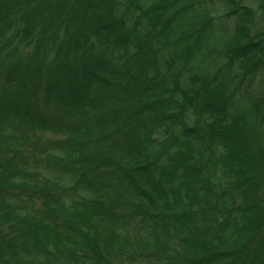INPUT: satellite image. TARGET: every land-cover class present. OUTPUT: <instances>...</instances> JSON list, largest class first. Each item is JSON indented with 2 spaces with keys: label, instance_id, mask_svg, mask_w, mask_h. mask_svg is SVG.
Wrapping results in <instances>:
<instances>
[{
  "label": "trees",
  "instance_id": "obj_1",
  "mask_svg": "<svg viewBox=\"0 0 264 264\" xmlns=\"http://www.w3.org/2000/svg\"><path fill=\"white\" fill-rule=\"evenodd\" d=\"M0 264H264V0H0Z\"/></svg>",
  "mask_w": 264,
  "mask_h": 264
},
{
  "label": "rangeland",
  "instance_id": "obj_2",
  "mask_svg": "<svg viewBox=\"0 0 264 264\" xmlns=\"http://www.w3.org/2000/svg\"><path fill=\"white\" fill-rule=\"evenodd\" d=\"M253 4V3H252ZM214 7H215V10H216V15H218V16H222V14H223V12L222 11H220V9H221V3H219V2H216L215 4H214ZM228 25V28L230 29V30H232L233 29V26L231 25V21H228V22H226ZM49 137V139H52V140H54L55 139V136H53V135H49L48 136Z\"/></svg>",
  "mask_w": 264,
  "mask_h": 264
}]
</instances>
